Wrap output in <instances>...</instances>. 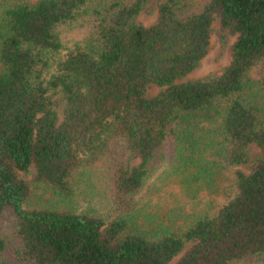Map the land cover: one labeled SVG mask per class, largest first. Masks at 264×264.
<instances>
[{
  "label": "trees",
  "instance_id": "obj_1",
  "mask_svg": "<svg viewBox=\"0 0 264 264\" xmlns=\"http://www.w3.org/2000/svg\"><path fill=\"white\" fill-rule=\"evenodd\" d=\"M150 1L8 0L0 264H264V74L249 77L264 62V0H164L145 27ZM217 19L236 37L230 64L188 79ZM67 30L83 31L70 47ZM151 85L165 90L149 99ZM231 169L215 214L141 206L169 179L182 197L212 194Z\"/></svg>",
  "mask_w": 264,
  "mask_h": 264
},
{
  "label": "rangeland",
  "instance_id": "obj_2",
  "mask_svg": "<svg viewBox=\"0 0 264 264\" xmlns=\"http://www.w3.org/2000/svg\"><path fill=\"white\" fill-rule=\"evenodd\" d=\"M36 2L38 0H32ZM164 0H151L142 10V12L137 17V22L140 25L145 27H149L154 25L157 22L159 15V6L163 3ZM8 4V0H0V18L1 13L5 9ZM83 35V31L80 30H67L63 32V41L64 43L70 47L74 41L78 38H81ZM236 37L233 36L229 31H224L221 26L219 20H215L212 27V35H211V45L208 55L202 61L200 67L192 73L188 79H199L204 78L212 74H220L231 61V51L232 46L235 42ZM264 74V62L260 64L257 68H255L249 75L250 80L257 81ZM163 90L156 85L149 86L146 96L149 99H152L159 95ZM138 161L135 162V164ZM164 169L157 171L153 177L149 180L148 185L151 191L155 188L156 184L166 183L164 181L163 175ZM235 169H231L230 171H225L221 178L219 189L210 194L204 193L201 194L197 198H188L182 197L179 194V189L176 183L178 181L176 179H169L165 189L158 193L157 195L151 194L147 195L143 193L142 199H140L141 206L145 207L148 213L154 214H164L168 212L170 209H174L177 206L184 208L186 213L189 214H202L209 213L215 214L216 211L227 201V197L224 193L231 189L233 186V175ZM36 171L35 168H31L28 173H21V178L25 180L27 183L33 186V180L35 177ZM234 188V186H233ZM40 194V203L43 206H46L48 203L52 201V194L43 195L42 192ZM10 231V227L8 223H5L3 226V232L8 233Z\"/></svg>",
  "mask_w": 264,
  "mask_h": 264
}]
</instances>
